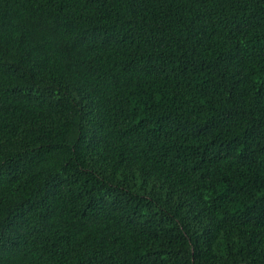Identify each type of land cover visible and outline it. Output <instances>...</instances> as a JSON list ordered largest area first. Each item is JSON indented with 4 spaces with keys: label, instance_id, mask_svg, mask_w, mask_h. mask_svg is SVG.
Masks as SVG:
<instances>
[{
    "label": "trees",
    "instance_id": "16d2710c",
    "mask_svg": "<svg viewBox=\"0 0 264 264\" xmlns=\"http://www.w3.org/2000/svg\"><path fill=\"white\" fill-rule=\"evenodd\" d=\"M0 264H264V0H0Z\"/></svg>",
    "mask_w": 264,
    "mask_h": 264
}]
</instances>
